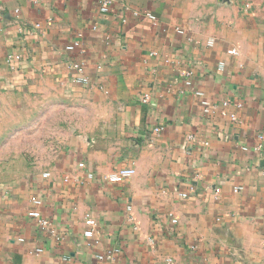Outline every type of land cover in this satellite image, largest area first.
I'll list each match as a JSON object with an SVG mask.
<instances>
[{
  "label": "crops",
  "instance_id": "obj_1",
  "mask_svg": "<svg viewBox=\"0 0 264 264\" xmlns=\"http://www.w3.org/2000/svg\"><path fill=\"white\" fill-rule=\"evenodd\" d=\"M99 2L0 0V119L43 90L56 125L0 182V264H264V0Z\"/></svg>",
  "mask_w": 264,
  "mask_h": 264
},
{
  "label": "rangeland",
  "instance_id": "obj_2",
  "mask_svg": "<svg viewBox=\"0 0 264 264\" xmlns=\"http://www.w3.org/2000/svg\"><path fill=\"white\" fill-rule=\"evenodd\" d=\"M42 91H23L21 106L9 109L7 115L0 119V182L2 183H14L18 178L27 175L28 171L24 170L23 166L34 158L29 152L30 143L40 140L39 136L36 138L35 135L31 139V133L36 131L45 133L50 131V128L56 130L55 124L35 121L34 117L37 114H45L47 111L42 105V100L45 98ZM68 126L74 128L76 124L70 123Z\"/></svg>",
  "mask_w": 264,
  "mask_h": 264
},
{
  "label": "built area",
  "instance_id": "obj_3",
  "mask_svg": "<svg viewBox=\"0 0 264 264\" xmlns=\"http://www.w3.org/2000/svg\"><path fill=\"white\" fill-rule=\"evenodd\" d=\"M112 2H113V0H100V2H99L100 11L101 12H106ZM14 13L17 14L18 13V9H15ZM133 14L135 16L144 15L146 18L151 20L153 24L157 23V17L152 12H148V11L142 12V11H139V10H134ZM39 26L40 25L38 23L35 24V27H39ZM177 31L179 33H182V30H180V29H178ZM209 44H211V42H209ZM69 48L71 49L72 46H69ZM230 52L231 53H235L236 51L234 49H232ZM19 59H20L19 55L8 54L6 60H7V62L10 65H12L13 62H15V61H17ZM223 65L224 64L222 62L219 63V66H218L219 70H221L223 68ZM75 69L77 70L78 74L73 76V81H75L77 83H81V84L88 83L89 82V78L85 75L83 66L82 65H77V66H75ZM187 75H191V72L188 71ZM186 83L190 84L191 82H190V80H187ZM194 94L196 96L200 97V102H201V105L203 107V112L205 114L212 113L214 110L217 109L216 105H214L213 103H211L208 99H206L204 97V93L202 91L195 90ZM148 100H149V94L146 93V94L143 95L142 101L143 102H148ZM229 104H230L229 101L226 100V101H223L220 106L227 107ZM235 106L236 107H240L241 104L240 103H236ZM230 118H231V120H236V115L235 114H230ZM162 130H163V126L162 125L156 126L153 129V131H155V132H160ZM78 167H84V164L82 162H79L78 163ZM134 174H135V169L133 167L120 168V169H117V170H114V171L110 172L108 174V176H107V180L109 182H111V183H119V182H122L123 180H125L126 178H128V177H130V176H132ZM43 175L47 176L48 173H44ZM234 190L237 191L238 188H235ZM180 196L186 197L187 194L186 193H180ZM32 203L34 205V208L28 211V213H27L28 216L35 220L37 226L41 230H44L46 233H48L50 236H52L56 240H60L61 236L57 233V231H56L55 227L53 226L52 222H50L46 217H44L41 214L40 210L37 208L41 204V200L34 199ZM126 209L128 211V220L133 222L134 221V217L132 215L131 206L128 205L126 207ZM92 235H93L92 230H87V231L84 232V236L87 237V238L92 237ZM97 258L102 260L104 258V256L103 255H98Z\"/></svg>",
  "mask_w": 264,
  "mask_h": 264
}]
</instances>
